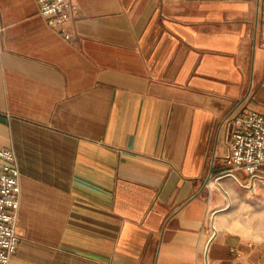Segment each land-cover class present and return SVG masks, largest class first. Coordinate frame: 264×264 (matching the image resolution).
Instances as JSON below:
<instances>
[{"label": "crops", "instance_id": "1", "mask_svg": "<svg viewBox=\"0 0 264 264\" xmlns=\"http://www.w3.org/2000/svg\"><path fill=\"white\" fill-rule=\"evenodd\" d=\"M74 1L66 38L37 0H0L9 264H264L237 227L264 229V185L228 172L223 124L264 110V0Z\"/></svg>", "mask_w": 264, "mask_h": 264}, {"label": "built area", "instance_id": "2", "mask_svg": "<svg viewBox=\"0 0 264 264\" xmlns=\"http://www.w3.org/2000/svg\"><path fill=\"white\" fill-rule=\"evenodd\" d=\"M39 13L52 27H58L66 37L75 34L78 5L74 0H37ZM227 129L229 173L242 172L249 186L257 182L264 185V110L236 106L223 118ZM21 172L15 152L0 147V264H9L16 252L21 235L17 228V211L20 205Z\"/></svg>", "mask_w": 264, "mask_h": 264}, {"label": "rangeland", "instance_id": "3", "mask_svg": "<svg viewBox=\"0 0 264 264\" xmlns=\"http://www.w3.org/2000/svg\"><path fill=\"white\" fill-rule=\"evenodd\" d=\"M239 176H240L241 179H243L244 181H247V178H246L244 175H241V174L239 173ZM238 184H239V183H238ZM242 215H245V213L243 212L242 214H238V218H239V222H238V226H237L238 228L243 229V230H247V231H249L250 233H252V234H254V235L264 234V229L256 228V227H247V226H246V223L243 222L244 220H243V221L241 220ZM259 220H260V219L255 220V221H254V224L258 223Z\"/></svg>", "mask_w": 264, "mask_h": 264}, {"label": "bare ground", "instance_id": "4", "mask_svg": "<svg viewBox=\"0 0 264 264\" xmlns=\"http://www.w3.org/2000/svg\"><path fill=\"white\" fill-rule=\"evenodd\" d=\"M257 220V219H256ZM259 222V221H258Z\"/></svg>", "mask_w": 264, "mask_h": 264}]
</instances>
